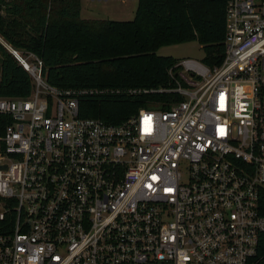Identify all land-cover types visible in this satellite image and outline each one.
<instances>
[{
  "label": "built area",
  "instance_id": "obj_1",
  "mask_svg": "<svg viewBox=\"0 0 264 264\" xmlns=\"http://www.w3.org/2000/svg\"><path fill=\"white\" fill-rule=\"evenodd\" d=\"M0 44L33 83L0 98V264H250L264 233V0H228L221 65L179 61L149 91L175 97L168 109L119 125L79 117L80 92Z\"/></svg>",
  "mask_w": 264,
  "mask_h": 264
},
{
  "label": "trees",
  "instance_id": "obj_2",
  "mask_svg": "<svg viewBox=\"0 0 264 264\" xmlns=\"http://www.w3.org/2000/svg\"><path fill=\"white\" fill-rule=\"evenodd\" d=\"M227 2L138 0L134 19L117 22L82 20L81 0H0V38L39 57L48 85L80 92L79 117L119 125L140 109H168L163 104L176 99L149 92L169 87L168 71L179 62L159 56L160 49L196 42L202 64L221 65ZM32 88L29 74L0 44V98H25ZM259 211L264 216V189ZM250 264H264V233Z\"/></svg>",
  "mask_w": 264,
  "mask_h": 264
},
{
  "label": "rangeland",
  "instance_id": "obj_3",
  "mask_svg": "<svg viewBox=\"0 0 264 264\" xmlns=\"http://www.w3.org/2000/svg\"><path fill=\"white\" fill-rule=\"evenodd\" d=\"M137 4L138 0H81L80 17L86 21L128 22L134 19ZM158 55L179 61L191 59L199 62L204 57L202 48L196 42L162 48ZM1 210L0 204V212Z\"/></svg>",
  "mask_w": 264,
  "mask_h": 264
}]
</instances>
